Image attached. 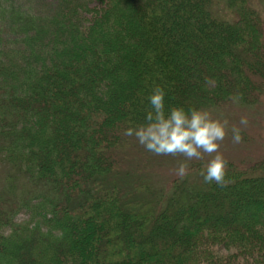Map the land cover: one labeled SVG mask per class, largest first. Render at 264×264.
Instances as JSON below:
<instances>
[{
    "label": "trees",
    "instance_id": "16d2710c",
    "mask_svg": "<svg viewBox=\"0 0 264 264\" xmlns=\"http://www.w3.org/2000/svg\"><path fill=\"white\" fill-rule=\"evenodd\" d=\"M30 1L0 0V264H264V158L156 185L177 155L122 134L155 86L165 108L252 107L264 0Z\"/></svg>",
    "mask_w": 264,
    "mask_h": 264
},
{
    "label": "clouds",
    "instance_id": "9594fccd",
    "mask_svg": "<svg viewBox=\"0 0 264 264\" xmlns=\"http://www.w3.org/2000/svg\"><path fill=\"white\" fill-rule=\"evenodd\" d=\"M165 90L155 86L148 94L149 109L142 123L127 126L123 135L134 137L136 142L156 156L180 155L184 160L177 163L176 174L183 178L187 174V161H200L207 156L200 175L204 183L226 184V165L219 151L220 142L226 132H231L234 143L241 141V128H228L227 120L213 117L209 110L198 107L185 109L179 105L165 108ZM246 116H241L239 124L246 126Z\"/></svg>",
    "mask_w": 264,
    "mask_h": 264
},
{
    "label": "rangeland",
    "instance_id": "374dc122",
    "mask_svg": "<svg viewBox=\"0 0 264 264\" xmlns=\"http://www.w3.org/2000/svg\"><path fill=\"white\" fill-rule=\"evenodd\" d=\"M55 0H32L30 3L37 13H43L46 8L52 6ZM103 4L96 1L89 3L90 8H101ZM82 16L90 18L88 11H83ZM258 101L247 108H239L234 105L226 106L221 111L212 114L213 117L227 120L228 128L235 125L241 128V141L234 143L231 139V132L227 131L223 141L220 142L219 151L223 154L227 162L235 163L239 170H246L251 162H259L264 158V91L258 96ZM241 116H246L248 123L241 126L239 120ZM208 157L200 161H187L188 166L195 163H205ZM184 158L177 155L172 162L164 163L157 168L155 175L156 185L165 184L167 180L176 173L177 163ZM249 166V165H248ZM248 170V169H247ZM250 171V169L248 170ZM175 176V175H174ZM154 181V180H153ZM31 210H20L14 217L15 222H25L32 214Z\"/></svg>",
    "mask_w": 264,
    "mask_h": 264
}]
</instances>
